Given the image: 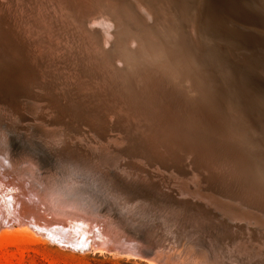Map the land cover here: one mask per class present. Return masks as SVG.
<instances>
[{
    "label": "bare ground",
    "instance_id": "bare-ground-1",
    "mask_svg": "<svg viewBox=\"0 0 264 264\" xmlns=\"http://www.w3.org/2000/svg\"><path fill=\"white\" fill-rule=\"evenodd\" d=\"M104 1H107V0H0V82L2 81L0 83V85L2 83H7L10 80H11L10 81L11 84H13L12 82L14 79H19L20 81H22L23 83L28 85V87L30 86L29 92L27 91L29 94L28 96L36 99V101L30 102L28 100H25L26 101L25 105H26V107L28 106V107L34 108L36 113L38 114V116L43 115L42 117H44V115H48V113H49L48 110H45L43 107H40V105L38 104V101H42V100H48L49 102L47 101V104L50 105L51 107H54V108L56 107V112L58 114L66 113L67 112L66 107L61 106V108H59V112H58L57 106L55 105L54 101H51V99L49 100V98H51V97H47L46 93H43L42 91L35 89L32 86L33 83H36V82L39 83L37 81L38 71L41 70L39 68H43V65H48V64L51 65L53 63V59L51 56H50L51 58H49V55L47 57L48 53L45 54L46 52L43 51V49L45 50L47 48V47H45V45L42 44L44 42V40H40V39L36 40L35 38L37 37V35H36V37H34L35 40L29 41V39L32 35L37 34L36 33L37 31L39 33L40 31H44L46 29V27H51V26L57 25L56 24L57 19L63 21L62 19L72 15L73 18L75 19V21L74 20H72V21H74L75 24L78 25L79 29L81 30V32L78 33L79 35L77 36L78 37L77 39H79V37H80V39H81L80 41H83V43L84 42L87 43V45L84 46L85 43L82 44V42H81V44L84 46L83 48H85V47L88 48V50H86L87 51L86 54L88 55L87 58H88V60L90 59L89 62L93 63L91 65L89 62H87V64L89 63V65H91L92 67H94L93 65H95V67L96 66L98 67V64L102 63V62H99L98 58L100 57V55H102V52H100V51H102V47H103L102 45L105 44L106 47L107 46L111 47L110 49L106 50V54H108L107 56H110V59H112V57L114 59V57H115V61H116V58H118L120 63L121 62L126 63V65L123 68H119V70H117V71H120V69H121V71L126 72V71H129L132 67L135 68V71L133 73V77L130 80V81L133 80L135 82L134 86H133L135 88V92H133V94L130 92V90H127L125 88L127 91L130 92V93L126 92L127 94L125 95L124 94L125 89L123 88L124 91L122 90L123 92L121 91V94L123 93L124 96L121 94L119 95V92H118V94H117V96L119 95L118 100H116L117 96L108 95L107 90H105V93H107L106 97H103L104 93H102L99 90L103 86L102 87L100 86L99 88L96 86L98 88V90L100 91V93H98V91H97V93H95V96L90 95V94H86V96H85L83 93H78V96H81L83 98L82 100L84 102H86V104L97 102V105L103 104L105 106L99 110L98 106L96 104H94L91 107H87V105H85V107H83L82 112L80 113L81 115L84 116L82 118L83 122H84V124L82 126L86 125L87 127H89V129L93 131V132L90 131V133L92 132L91 134L94 133L95 135L102 134L103 132H105L107 130H113V131L119 130L120 131L122 129V127H126L127 125H131V127L135 128V129L143 128L141 131V133H142L141 136L139 133L137 135L136 134L135 135L140 137V138L137 137V139L142 144L144 150L148 151V153L150 151L152 153L154 152L155 156H151L152 154L149 155L150 153L147 154L145 151V154L148 156H141V155L135 156L136 157L135 160L140 158L141 164L153 165L155 170L158 169L160 172H161L160 169L162 168V172H164L163 167H164L165 162H167V160L173 161L174 159L176 160L180 156L181 159L180 158L179 159L181 162L182 157L186 158L187 162L189 161L188 164H191V167H190L191 169H189V166H187V168H188L187 170H189V171H187L186 173H183V174H185V176L187 177V179L189 181L193 182V184L190 183V185H194V186H193V190L190 191V186L188 184L189 182L182 180L179 183L177 182V184H179V188H180L179 191H181V192L182 191H186V192L189 191V192L194 193V195L197 193V195H195V196H198V198H199L200 197L199 195H201L202 199L205 196L208 197V195H210V193H213L212 192V186L213 185L209 184L210 181H212L213 178H215V177H217V178L219 177V181L223 182L224 184L229 182L230 178L234 177L233 172L235 169L236 170L238 169V164L233 162V158H232L233 156H231V154H230L231 153L230 150L233 148V146L230 142H233V141H232V139L227 137L228 134L225 131L224 125L222 124V122H223L222 110H224V109L222 107L223 104L221 103L222 101L219 99L218 94L212 93L210 96L204 98L203 101L202 100L194 101V100L190 99L187 96V94H185V92L182 90V88H180L179 84L177 83L179 80V77L177 75H175L176 70L178 68L177 65L178 64L179 65H181V64L187 65V63H186L187 53H186V50H184L183 45L180 42V37H178V31L176 32V30H177L176 27H178L180 25V19H179L180 15H178L175 11H172L173 6H171L169 4L161 6L157 0H108V3L105 2L107 5H104ZM177 1H175V2L177 3ZM187 1L188 2L185 3L183 8H182V14L183 15L188 14L190 12V10L192 9V7H194V4L196 2L195 0H187ZM209 1L211 2V0H197L196 4H198V6L200 7V14H198L199 15L198 20L195 19L197 17L195 15L194 19L196 21L195 20L194 21L196 23L194 24V22H193L192 23L193 25L191 27H189L191 41H193V43H196L193 46L198 45L197 47L200 50V54H201V56H199V57L200 58L202 57V59L204 58L203 61L205 60V62L206 61L208 62L210 60L209 53L207 51L205 52L204 50H206V49H202L204 47L200 46V45H202L201 39L203 37V28H202L203 24H205V22L208 21V17L211 18L212 14H213L211 11V5L208 6ZM245 4H246L247 8H245L243 10V13L241 12L242 14H244V16H245L244 18L247 19L249 22L254 23V24H258L264 28V0H246ZM178 5H179V3L177 4V6ZM181 6H182V4H181ZM198 8H196V10ZM222 8H223V6H222ZM175 9H176V5H175ZM180 9H181V7H180ZM234 9L235 8H233V11H234ZM55 11H58V15L54 14ZM223 13L224 12H222V15H223ZM234 13H236V12H234ZM214 14H213V16H214ZM224 15H227V14H224ZM188 18H190V16ZM236 18H238V17H236ZM66 20H71V17L67 18ZM229 20L231 21V19H229ZM223 21H226V19ZM243 21H246V20H243ZM199 22H200V29L198 28ZM212 22H215V20L212 19ZM231 22L234 24L235 21L234 22L231 21ZM231 22H229V24ZM69 24H71V23H68L67 29L69 28ZM212 24L214 25V23H212ZM229 24H227V26ZM238 24L235 23L234 25H238ZM26 25H32L34 27H37V29H33V28L31 29L32 26L28 27ZM66 25H67V23H66ZM234 25H233V27L235 28L236 26H234ZM114 27L115 28L117 27V33L123 32V34H125L127 41L131 44V47H132L129 52L133 56L130 57L129 53L124 54L123 49L120 47L121 43H122L121 40H119V39L113 40V34L116 33V31L113 32ZM70 28L73 30V27H70ZM249 28L251 31L252 28L251 27H249ZM249 28H247V29H249ZM254 28H256V27H254ZM53 29H51V30L53 31ZM235 29H237V27ZM241 29H242V27H241ZM241 29H240V31H244V32L248 31V30L245 31L246 27H245V30H241ZM126 30H129V31H126ZM210 30H212V29H210ZM260 30L252 29V38L256 41V43L254 45L255 49L252 52H249L248 54L245 53L246 54L245 57H247L246 59L248 61L250 60V62L251 61H255V62L258 61L259 65H260L259 69L264 70V32H263V30L262 31H260ZM48 31H47V33H51V31H49V32ZM41 33H43V32H41ZM55 33H56V31H55ZM71 34H72V32H71ZM52 35L55 37L54 32L52 33ZM52 35H51V37H52ZM40 36H43V35H40ZM40 36H38V37L40 38ZM68 36H69V34H68ZM71 36H73V35H71ZM61 37H63V36L61 35ZM228 37H230V36H228ZM65 38H66V36H65ZM121 38H123V37H121ZM57 39H59V38H57ZM243 39H244V37H243ZM48 40H49V38H48ZM66 40L68 41V38ZM49 41L51 44L47 43V46L54 44V43L52 44L51 40H49ZM55 41H57V40H55ZM123 41H126V40H123ZM45 42H46V40H45ZM75 42H74V44H75ZM101 42L104 44H102ZM249 42H251V41L249 40ZM72 43H73V41H72ZM99 43H101V47H99L98 49H101V50H98L99 52L96 51V53H101V54L99 55V57H96L95 52L93 53V51H91V49L94 48V46H93L94 44L98 45ZM135 43H137V44H135ZM216 43H219V41L218 42L216 41ZM221 44H223V43L221 42ZM42 45H43V47H45V48L42 47L43 49L41 48L43 52H41V49H40V47ZM215 45H217V44H215ZM91 46H93V48H91ZM98 46H100V45H98ZM211 46H214V45H211ZM217 46H219V44ZM223 46H226V45L223 44ZM247 46L250 47V46H253V44H250V45L248 44ZM126 47L127 46H125V48ZM50 48H52V46ZM76 48H79V47L76 46ZM103 48H105V47H103ZM221 48H223L225 50L227 49V47L226 48L220 47L219 49H221ZM228 48L231 51V48L230 47H228ZM52 49H54V48H52ZM61 50L63 51V49H61ZM229 50L227 49L226 51H228V53H229ZM236 50L238 51V49H236ZM49 51L52 52V50H49ZM59 51H60V49H59ZM213 51H216V50H213ZM103 52H105V51H103ZM216 52H215V55H216ZM221 52H223V51L221 50ZM243 52H242V54H243ZM55 53H56V51H55ZM196 53H198V52H196ZM113 54L115 56H113ZM240 54H238L239 57H241ZM57 55H59V54H57ZM141 55L146 56V58H148V60L143 61L142 59H140L139 57ZM235 55H237V54L235 53ZM103 57L104 56L102 55V59L105 60V61L103 60L104 61L103 63H105L106 59ZM230 57H232V56H230ZM239 57H238V60H240V62L242 63L241 59L243 57L241 59ZM207 58H209V59H207ZM217 58L219 59V57H217ZM57 59H58V57H57ZM220 59H222V58L220 57ZM59 61H60V58H59ZM107 61H108V59H107ZM163 61H166L168 63V65L164 66V67L161 66L159 64V62H163ZM223 61H224V59H223ZM244 62H246V61H244ZM85 63H86V61H85ZM108 63H107V66L110 65V68H111L112 63L111 62H110L111 64H108ZM76 64H78V63H76ZM116 64H117V62H116ZM228 64L226 66H228ZM242 64H244V63H242ZM246 64H247V62H246ZM246 64H244V66H246ZM249 64H251V63H249ZM56 65H58V64H56ZM100 65H102V64H100ZM204 65H205V63H204ZM221 65H224V64L221 63ZM238 65H239V63H238ZM92 67H90V68L88 67V68L90 70H92ZM104 67H101L102 70ZM246 67H248V66H246ZM249 67H253V66L249 65ZM110 68H108V69H110ZM113 68H114V66H113ZM51 69H52V67H51ZM46 70H48V69H46ZM93 70L95 72L94 68H93ZM93 70H92V72H93ZM104 70H106V69L104 68ZM224 70H225V68H224ZM262 70H256V71L261 72ZM84 71L85 70H82L83 73H84ZM101 71H99L98 73L96 72V74H95V76L100 77V79L103 78V76H105V75H102L103 72L101 73ZM228 71H230V70H228ZM177 72H178V70H177ZM233 72L234 71H232L231 73H233ZM260 72H259V74H260ZM50 73L51 72H49V74ZM90 74H91V71H90ZM183 74H185V73H183ZM234 74H235V72H234ZM122 75H120V76H122ZM241 75L244 78L245 73L241 74ZM241 75L239 74V76H241ZM248 75L253 76L252 74H248ZM44 76L45 75L41 74V77H44ZM106 76L109 78V80H111V78H113L112 73H110V72H107ZM235 76H237V75L235 74ZM56 77H58V76H56ZM116 77L119 78L118 76H116ZM59 78H61V77H59ZM183 78H184V80L189 79L185 75L183 76ZM239 79H241V78H239ZM255 79H256V77H255ZM261 79H263V78H261ZM105 80H106V77H105ZM109 80H107L106 82L109 83ZM114 80H116V79H114ZM114 80H113V82H115ZM3 81H5V82H3ZM64 81H65V79H64ZM248 81H250V80H248ZM58 82L59 81H57V83ZM118 82H119V80H117V84H119ZM241 82H243V81H241ZM258 82H259V80H258ZM263 82H264V79H263ZM100 83H102V82L100 81L99 85H100ZM108 83H107L108 88H111V87H109V85H111L112 83L111 84H108ZM7 84L9 85V83H7ZM42 84H44V82ZM46 84L42 85L43 89H47ZM81 84L84 87L83 81L81 82ZM91 84H92V82H91ZM97 84H98V82H97ZM114 84H112L113 85L112 87H114ZM2 85L4 86V84H2ZM105 85H106V83H105ZM119 85H121V87H122L124 84L121 83ZM119 85H117V86H119ZM238 85L239 84H237V86ZM126 86H127V84H126ZM251 86H253V85H251ZM8 87L9 86H7V89H8ZM243 87H245V86L243 85L242 88ZM246 87H247V84H246ZM112 89L115 92V89L114 88H112ZM49 90L47 89V91H49ZM110 90H109V92H110ZM245 90L251 91L249 89H245ZM255 90H256V88H255ZM261 90H264V89H261ZM261 90H259V91H261ZM12 91H13V89H12ZM6 92H8V91L6 90ZM45 92H46V90H45ZM114 92H113V94L116 93V92L115 93ZM252 92L254 93V91H252ZM257 92H258V90H257ZM2 93H4V92H2ZM248 93H249V95L250 94L252 95L251 92H248ZM66 95H68V94H66ZM203 96H205V95H203ZM256 96L257 95H255V97ZM90 97H94V98L92 99ZM111 98H114L116 101H112V100H111L112 102L109 101ZM3 99H5V98H3ZM256 99L257 98H255V100ZM123 103H124V105L128 104L127 108L128 107L134 108L136 110V112L134 110L133 112H135V113L129 115L131 112V109L130 110L128 109L130 112L125 111ZM2 106H0V107H2ZM115 107H116V109H115ZM0 109H2V108H0ZM5 109H6V107H5ZM38 109H40V110H38ZM9 110H11V109H9ZM13 110H15V108ZM13 110H11V111H13ZM16 110H18V109H16ZM25 110H27V109H25ZM103 110H105V112ZM122 110L124 112H121ZM14 112H13V114H14ZM6 113L7 112L5 110L0 111V223L3 221L5 223V226L12 227V226H14V222H15V223H17V227L18 226L24 227L25 226L24 224H26V221L28 220V218L31 217V219H34V221L37 222L35 225V228H32V226H30V224H27V225H28V228L32 229L35 234L43 237L44 235L41 234V232H39L38 230L44 229V230L48 231L49 236L51 234V236H55V238H57V240H59L61 242H67L68 244H72L76 247L82 246L85 242L86 237L90 236L91 233L94 232V230H98V231L100 230L99 233H103V232L104 233H108V232L111 233L112 232L113 233V237H112L113 240H116L118 242H123L124 244H128V242L132 243L134 241V242H136L135 244H137L138 246H142L141 243H142L143 239H141V237L136 238L138 236L133 235L132 232L128 229L130 227L136 229L138 227L137 225H141V224H139L140 223L139 222L140 214H139V216H136V214H137L136 212H138L139 210L133 211L134 207H132V205H130L129 203H124L122 197H121V199H122V201H121L119 199L120 197H118L119 194H118V196L116 195L117 197L113 196L109 192V190H106V188H104V187H106V185L103 187L101 184L102 181H101V183H99L100 180L97 179V178H107L108 180L118 181L119 179H117V177L119 178L121 175H118L117 173H115L113 176H110L107 171L102 169V167L103 166L105 167L104 164H106V163L109 164V166H113L114 164H117L118 160L123 158L122 156H113V155L112 156H95L96 159L93 158V156L95 155L94 153H93L94 155H92V157H90V156H69L70 153H66L68 151L67 139H66V137H64L65 134L63 133V130H61L60 127H59V129H50L47 126L40 125L41 122L39 124L40 126L38 125L37 127L35 126V129L33 128L34 132L32 131L33 134H31V135H33V138H35L36 142L29 141L30 138H28L29 139L28 143H25L23 145H21V140H20V145L12 144L11 143V141L13 140L12 134H14L16 136L18 134V133L16 134V132L20 131L21 129L17 130V124L15 122L16 116L8 119L7 118L8 114H6ZM27 113H28V111H27ZM18 114H19V112H18ZM22 114H23V112H22ZM10 115H11V113H10ZM4 116L5 117L7 116V117L5 118ZM259 118H261V117L259 116ZM67 119H68V117H67ZM18 121H19V119H18ZM262 122H264V121H262ZM22 124H24V123H22ZM84 128H86V127L84 126ZM24 131H21V132H24ZM128 131H130V128H128ZM82 133H84V132H82ZM130 134H131V132H130ZM27 135H30V133ZM18 136L19 137L23 136L25 138V133L23 135L20 133V135H17V137ZM84 136H86V135H84ZM80 138H83V137H80ZM85 138H83V140ZM113 139L114 138H112V140ZM132 139H136V138H131V140ZM23 141H24V139H23ZM101 141L102 140H100V142ZM106 141H108V140H106ZM132 142H136V141H132ZM90 143H93V141H91ZM104 143H106V142H104ZM113 143H114V141H113ZM84 144H85V141H84ZM98 144H100V143H98ZM103 144L101 143V145H103ZM141 144H139V145H141ZM42 145H44V146H42ZM89 145H91V144H89ZM131 145H133V143ZM110 147H111V145H110ZM129 150H130V148H129ZM132 150L133 149H131V151ZM38 151L43 152V153H45V151H48V152L51 151V153L53 152L54 154H57V156H53L54 154L52 156L51 155L50 156L49 155L48 156H42V154H40ZM76 151H78V150H76ZM89 151H91V150H89ZM93 151H94V149H93ZM132 152H134V150ZM138 152H139V150H138ZM172 152L175 153V155L176 154L177 155L176 156H169L170 153H171V155L173 154ZM64 153H66L68 155L66 156V155H64ZM135 153H136V151H135ZM143 154H144V151H143ZM60 155H62V156H60ZM72 155H74V154H72ZM96 155H97V153H96ZM251 155H253V154H251ZM238 158L240 159L239 161L241 163L244 162L246 164L248 161L247 156H238ZM186 159H183L184 161L182 160V162L185 163ZM175 160H174V162H175ZM128 164H130V163H126V164H124L123 167H119V168H121V170H120L121 173L123 171L128 172V170H129ZM169 164H170V162H169ZM171 164H172V162H171ZM200 164L201 165L205 164V165H203V168H204V166H206V171H209L208 172L209 174L207 176H204L205 180H203V181H206V183L208 182V185L206 184L207 187L203 188V189H200L198 186L200 180H195L197 175L200 176L202 174V173L201 174L196 173L201 166ZM178 165H179V163H178ZM172 166H174V165H172ZM141 167H143V166H141ZM183 167H185V166H183ZM257 167H258V165H257ZM257 167H255V168H257ZM167 168H169V167H167ZM213 168L217 172L213 173V171L211 170ZM136 169L146 171V170H143L142 168H136ZM145 169H146V166H145ZM169 169L171 170V168H169ZM184 169H186V168H184ZM202 171H203V169H202ZM113 172H115V171H113ZM149 172H150V170H149ZM152 172H153V170L150 173H152ZM156 172H157V170H156ZM164 173H162V174H164ZM179 174H181V173H179ZM214 174H218V175L214 176ZM154 175L156 176V174H154ZM154 175H151V176L153 177ZM174 175H176V174L174 173ZM171 176H173V175H171ZM189 176H191V177H189ZM145 177H146V175H145ZM179 177H182V176H179ZM257 177H258V175H257ZM84 179H86V180H84ZM154 179H155V177H154ZM160 179L162 180V179H164V177L163 178L160 177ZM146 180H147V178H146ZM151 180H152V178H151ZM174 180H171V181H174ZM105 181H107V180H105ZM143 181H145V180H143ZM176 181L177 180H175L174 182H176ZM244 181H247V180L245 179ZM147 182H149V181H147ZM201 183H203V182H201ZM148 184H149V186L152 185V184L150 185V182ZM92 185L94 186L93 190L91 189ZM170 185L172 186V184H170ZM226 185H228V184H226ZM229 185L231 186V185H235V184L230 183ZM244 186H245V184H244ZM120 187H122V185ZM174 187H177V186H174ZM221 187H222V185H221ZM250 187H249V190L252 188V187L251 188ZM256 187H257V185H256ZM149 188H152V187H149ZM238 188L236 187L235 190H237ZM261 188H259V189H261ZM154 189H155V187H154ZM154 189H153V191L156 190V189L155 190ZM170 189L167 188V190H170ZM228 189H229V187H228ZM230 189L232 190V188H230ZM240 189H243V188H240ZM253 189H254V187H253ZM255 189L258 190L257 188H255ZM151 190L152 189H150V191ZM245 190H247V189H245ZM172 191H173V189H172ZM250 191L248 192V195H249V193L252 194ZM259 191L260 190H258V192ZM148 192H149V190H148ZM176 192H178V191H176ZM228 192H229V190H228ZM242 192L243 191L241 190V194H242ZM115 193H117V192H115ZM239 194L240 193H238V195ZM245 194L246 193H244V195ZM155 195H156V193H155ZM163 195H164V192H163ZM167 195H168V192H167ZM255 195H257V194H255ZM258 195L260 197V194H258ZM105 196L107 197V199H105ZM151 196H153L152 193H151ZM246 196H247V194H246ZM251 196H253V194ZM149 197H150V195H149ZM181 197H180L179 201H181ZM243 197H245V196H243ZM243 197H241V198H243ZM247 197H246V199H248ZM27 198H29V200ZM157 198H155V199H157ZM177 198H179V197H177ZM183 198H185V197L183 196ZM191 198L192 197H190V199ZM198 198H196L195 200H197ZM167 199H164V200L166 201ZM206 199H210V198L208 197ZM214 199L215 198L212 199V197H211L210 202H212V200H214ZM252 199L253 198H251V200ZM258 199H256V200L258 201ZM153 200H154V197H153ZM162 200H160V202ZM106 201H111L112 204L114 205V207L118 210V212L123 215V218L118 219V220L111 218L110 213L106 209L107 206L105 207V205L103 203ZM228 201H230V200L228 199ZM249 201H246V202L249 203ZM255 201H253V202H255ZM144 202H146V201H144ZM158 202L159 201H157V203ZM214 202H217V201H214ZM214 202H213V205H215ZM174 203L175 202H173L172 204H174ZM176 203H177V201H176ZM181 203H184V202H181ZM248 203H246V204H248ZM223 204L224 203L219 204L220 208L223 209L224 213L226 212L227 215H229L228 217H230V216L231 217L242 216L241 213L243 211L241 212V211H239V208H235L237 205L235 207H231L233 205L228 206L226 204V206H225V204L224 205ZM230 204H231V202H230ZM252 204H254V203H252ZM252 204H250V207ZM139 205H140V203H139ZM145 205L146 204L143 205V208L145 207ZM151 205H152V203H151ZM257 205H256V207H257ZM157 206H159V203ZM164 207H166V206H164ZM164 207H163V209H164ZM10 208L14 209V211L10 210ZM171 208H173V207H171ZM183 208L181 206V209L180 208L179 209L182 210ZM197 208H198V206L195 209H197ZM248 208H249V206H248ZM254 208H255V206H254ZM254 208H252V209H254ZM263 208H264V206H263ZM147 209H150V208H147ZM168 209H170V208L168 207ZM179 209H178L177 213H179ZM188 209L186 206L185 210H188ZM140 210H141V208H140ZM189 210H191V209H189ZM211 210H212V208H211ZM149 211H151V210H149ZM149 211H147V212L149 213ZM175 211H174V213H175ZM212 211H214V210H212ZM259 212H261V216L258 217V222H256V220L254 222L257 223V226L259 227L258 229H260L261 232H264V221H263L264 217H263V219H261L262 215L264 216V214H262V211H259ZM161 213H162V211H161ZM220 213H223V212H220ZM36 214H38L39 217L35 216ZM154 214H155V212L152 214H149V216H147V217L151 218L152 215L154 217L158 216V214H155V215ZM179 214L181 215L182 213H179ZM185 214H186V212H185ZM49 215H52L57 220L56 222L62 223L64 225L67 224L65 227L61 228L62 234H61V232H59L58 234L50 232V229L53 226L54 221L51 219L50 220L48 219ZM256 215H258V214H256ZM169 216H170V214H169ZM182 216H184V214H182ZM186 216H189V215H186ZM154 217L152 219H154ZM170 217H173V215ZM208 217H209V215H208ZM21 218H22V220H21ZM186 218L189 219V217H186ZM199 218H200V216H199ZM24 219H26L25 222H24ZM143 219L145 220V218H143ZM143 219L141 218L140 221L142 222ZM176 219L178 220V218H176ZM190 219H192L193 222L195 220V218H193V217ZM208 219L209 218H207L206 220H208ZM215 219L218 220V218H215ZM237 220H238V217H237ZM246 220H248V223L250 222L249 219H246ZM167 222H168V220H167ZM180 222L182 224V221H180ZM251 222H252V220H251ZM174 223H175V221H174ZM213 223H216V222L214 221V222H212V224ZM102 224H104V226L107 230V231L105 230L106 232L102 230L103 228L100 229L101 228L100 225H102ZM162 224H163V222H162ZM171 224L172 223H170V225ZM190 224L189 225L187 224V225L190 226ZM195 224L196 223H194V225ZM168 225H169V223H168ZM173 225H177V224L175 223ZM194 225L192 224V226L190 228L192 229V227ZM200 225H198V226L200 227ZM5 226H2V227H5ZM38 226H40V227H38ZM154 226H156V225H154ZM181 226H180L181 229H179V231L180 230L184 231L183 230L184 228L182 229ZM198 226L195 227V231H196V228H199ZM234 226H235V224H234ZM249 226H251V225H249ZM143 227H145V226H143ZM167 227L170 228L169 226H167ZM173 227H172V230L170 229L171 231H173ZM235 227H237V226H235ZM251 227H254V226H251ZM1 229L2 228L0 227V230ZM158 229L160 230V228H158ZM175 229H177V228H175ZM258 229L256 231H258ZM163 230L164 229H162V231ZM168 230L169 229H167V232H168ZM199 230L201 231V229H199ZM203 230H204V228L202 229V231ZM206 230H208V229H206ZM143 231H144V229H143ZM187 231H189V230H187ZM150 232H151V230H150ZM151 233H153V230ZM154 233H156V232H154ZM177 233H179V232H177ZM181 233L182 232L180 231V234ZM185 233H186V231H185ZM200 233H202V232H200ZM210 233L208 232V234H210ZM223 233H224V231H223ZM65 234L68 235L67 236L68 238H64ZM173 234L176 235V233H174V232H173ZM187 234H189L190 238H191L192 233L190 234V232H187ZM198 234H199V232H198ZM208 234L206 233L203 235L208 236ZM147 235H148V233H147ZM151 236H154V235L152 234ZM182 236H185V235H182ZM262 236H263V234H262ZM44 237L46 239L50 240L46 236H44ZM179 237H180V235H179ZM192 237H193V235H192ZM199 237H201V236H199ZM220 237H221V235H220ZM250 237H252V235ZM170 238H171V236H170ZM194 238H195V236H194ZM164 239H166V237ZM164 239L161 240V242H159V241H158V243L155 242L156 245L153 246L155 248L153 254L146 255L142 252L141 253L133 252L132 251L133 249H130L131 247L128 248V250L124 249V252L127 253L126 255L129 254V255H132L134 257H137V255H141L142 257H145V258L147 257L151 261H153V264L154 263L155 264H170L171 263L170 256H169V254H167L166 249H168L170 251L171 249L174 250V248L169 243H168V245H166V242H168V241L164 240ZM186 239H187V237H186ZM195 239H197V237ZM195 239H194V241H195ZM252 239L255 242H257V244L254 243V241H253V244H256V245H254L255 247L251 245L253 247V249H251L250 251L258 252L259 249L262 248V252H264V248H263L264 242H262L260 240L261 238L254 239L252 237ZM175 240H178V239H175ZM175 240H174V242H175ZM206 240L208 241V239H206ZM206 240L202 239V242L205 241V243H206ZM212 240L213 239H211V241ZM248 240H250V238H248ZM50 241L52 243H55L52 240H50ZM155 241H157V240H155ZM211 241H209V242L211 243ZM215 241H216V239H215ZM212 242H214V241H212ZM180 243H181V241H180ZM196 243L198 244V242H196ZM207 244H205L204 246H206ZM216 244H218V243H216ZM219 244H220V242H219ZM192 245H194V244L192 243ZM211 245H210V247H211ZM225 245L227 246V244H225ZM230 246L232 247L233 243ZM221 247L222 246L220 244L219 250H221L220 249ZM235 247L236 246H234L233 249L231 248V250H234ZM114 248H115L114 246H109L107 241H103L99 244H96L93 242L91 244V247H90L91 251H93V252H96L98 250H99V252H105V251L111 252V251H114ZM228 248H230V247L228 246ZM190 249H192V247ZM211 249H213V251H214L213 247ZM256 249H258V251H256ZM193 250H194V248H193ZM204 250H202V251H204ZM224 250L225 249H223V251ZM226 250H228V249H226ZM205 252H203V253H205ZM207 252H209V251H207ZM227 252H231V251L228 250ZM239 252H241V250ZM244 252L245 251L243 250V254H244ZM173 253H174V251H173ZM213 253H215V251ZM200 254H201V252H200ZM205 254L208 255V253H205ZM198 255H199V253H198ZM198 255H196L195 258H197ZM220 255L222 256V254H220ZM225 255H226V253H225ZM227 255H228V253H227ZM260 255H262V254H260ZM202 256H204V255L202 254ZM202 256H201V258H202ZM234 256H235V254H234ZM179 257H178V259H179ZM181 257H182L181 260H184L183 256H181ZM231 257H233V255H231ZM258 257H259V255H258ZM198 258L200 259V257H198ZM216 258L218 259L219 257H216ZM216 258H215V261H216ZM225 258L227 259L228 257H225ZM233 258H237V257H233ZM149 259H147V260H149ZM187 259H189V257H187ZM192 259H191V261H192ZM223 259H224V257H223ZM238 259L239 258H237L236 260H238ZM202 260H203V258H202ZM204 260H206V259H204ZM229 260H232V259L229 258ZM186 261H188V260H186ZM196 261H198V260L196 259ZM200 261H201V259H200ZM217 261L220 262L221 259L220 260L218 259ZM177 262H178V260H177ZM227 262H229V261H227ZM233 262H234V260H233ZM233 262H231V263H233ZM178 264H180V262ZM192 264H194V263H192ZM203 264H204V262H203Z\"/></svg>",
    "mask_w": 264,
    "mask_h": 264
},
{
    "label": "rangeland",
    "instance_id": "rangeland-1",
    "mask_svg": "<svg viewBox=\"0 0 264 264\" xmlns=\"http://www.w3.org/2000/svg\"><path fill=\"white\" fill-rule=\"evenodd\" d=\"M157 1L160 3L161 6H164V5H167V4L173 6L172 7V11H175L178 15H180L179 16L180 25L178 27H176V29H177L176 32L178 31V37H180V42L183 45V48H184V50H186V53H187V60H186L187 65L186 64H181V65L178 64L177 65L178 72L176 70V74H175V75H177L179 77V80H178L177 83L179 84L180 88H182V90L185 92V94H187V96L190 99L194 100V101H199V100H202L203 101L204 98L210 96L212 93L218 94L219 99L222 101L221 103L223 104L222 107L224 109V110H222V115H223V122H222V124L224 125L225 131L228 134L227 137H229L233 141V142H230L229 141L232 144V146H233V148L230 150V152H231L230 154H231V156H233L232 157L233 158V162L236 163V164H238V169L237 170L235 169L236 171L234 170V172H233V175H234L233 178L234 179L233 178H230L231 181L229 180V182L231 184H235V185H231L230 186L229 185L230 184L229 182H227V183L224 184L223 182L219 181V177L218 178L217 177L213 178V180L214 179L215 180L214 181L212 180L209 183V184L213 185L212 186V192L213 193H210V195H208V197L210 199H206V198H208L206 196L203 197V199H202L201 198V195H199V194L198 195L200 197L198 198V196H195V195H197L196 192H195L196 193L195 195H194V193L189 192V191L188 192H186V191H182L181 192V191H179L180 188H179V184H177V182L179 183L182 180L189 182L188 184L190 186V191L193 190V186H194V185H190V183L193 184V182L192 181H189L187 179V177L185 176V174H183V173H186L187 171H189V170H187L188 169L187 166H189V169H191L190 168L191 167V164H188L189 161L187 162V159L186 158L182 157V160L183 159H186L185 160V163H183L182 160L180 162V159H181L180 156H179L180 159L179 158H177L176 160L174 159L176 163L174 162V160L173 161H171V160L168 161L167 160L168 163L165 162L164 167H163V171L166 174L164 172H162V168L160 169L161 172L164 173L165 175L162 174L158 169H156L157 170V172H156V170L153 167V165H145L144 164L146 166V169H145V166L140 163V158H138V159L135 160V158H136L135 156H140V155L141 156H148V155L145 154V151L146 150H144L142 144L137 139V137H139V136H136L138 133L140 134V136L142 135L141 131H142L143 128H137V129H135V128L131 127V125H127L126 127H122V129L120 131L119 130H116V131L107 130V131L103 132L102 134L95 135L94 133L91 134L93 131L90 130L89 127H87L86 125H84L86 127V128H84V126H82L84 124L83 119H82L84 116L81 115L80 113L82 112L83 107H85V105H87V107H91L94 104L97 105V102L86 104V102H84L82 100L83 98L81 96H78V93H83L85 96H86V94H90V95L95 96V93H97V91H98V93H100V91H101L102 93H104L103 94V97H106L107 93H108V95L117 96L118 92H119V95H120L121 94V91L123 90V88L124 89L126 88L127 90H130V92L133 94V92H135V88L133 87L135 82L133 80H132L133 82L130 81V80L133 77V73L135 71V68L132 67L129 71H126V72L121 71V69H120V71H117V70H119V68H123L126 65V63L125 62H121L120 63V61H119L118 58H116V61H115V57H114V59H113V57H112V59H110V56H107L108 54H106V50L110 49L111 47L107 46L108 47L107 48L106 45L104 43H102V42L101 43L105 45V46L104 45H102V46L105 47L106 49L102 47V51H100V52H102V55L104 56L103 58L106 59V62L103 63L105 60L102 59V55H100L101 53H96V51L99 52L98 50H101V49H98L99 47H101V43L98 44L100 46H98L97 44H94L93 45L94 48H93V46H91V48H93V49H91V51H93V53L95 52V56L96 57H99V55H100V57L98 58V60H99V62H102V63H100L102 65L98 64V67L97 66L95 67V65H93L94 67H92L91 65L93 63L89 62L90 59L88 60V58H87L88 55L86 54V52H87L86 50H88V48L87 47L83 48L84 46L87 45V43L84 42L85 45L83 46L82 44H84V43H83V41H80L81 40L80 37H79V39H77L78 38L77 36L79 35L78 33L81 32V30L79 29V26L75 24V22H74L75 19L73 18L72 15H70L69 17H66V18L62 19L63 21L57 19L56 20V24L57 25L51 26V27H46V29L44 31H40L39 33L37 31L36 32L37 34L32 35L30 37V39H29V41L30 40H35V39L36 40H39V39L40 40H44V42L42 44L45 45V47H47V48L44 50L43 48H45V47H43V45H42L40 47V49L43 47L42 49H43L44 52H46L45 54L48 53L47 54V57L49 55V58L52 57V59H53V63L51 65L50 64L43 65V68H39V69H41V70L38 71V74H37V81L39 83H37V82L36 83H33L32 86L35 89H38V90L42 91L43 93H46L47 95L46 94L45 95L47 97H51V98H49V100L51 99V101H54L55 105L57 106L58 112H59V108H61V106L66 107L67 112L66 113H63V114H58L56 112V107L54 108V107H51L50 105H48L47 104V101L48 100H42V101H38V104L40 105V107H43L45 110H48L49 113H48V115H44V117H42L43 115H40L41 116L40 117V116H38V114L36 113V111H35L34 108L28 107V106L26 107V105H25V102H26L25 100H28L30 102H35L36 101V99L31 98L30 96H28L29 95L28 92H29V87L30 86L28 87V85H26L25 83H23L19 79H14L15 81L13 80V82H12L13 84H11V82H10L11 80H10L9 82H7V83H9V85L7 83H2V84H4V86L2 84L0 85V87H1L0 88V102H1L0 103V106H2V105L3 106L0 107V108H2V109H0V111L5 110L7 112L6 114H8V117L6 116L8 119L11 118V117H15L16 116L15 117V122L17 124V130H20L21 129L20 131H17L16 134L18 133L17 135H20V133H21L23 135L25 133V138L23 136L22 137H19V136L17 137V135L15 136L14 134H12L13 140L11 141V143L12 144H15V145H20V140H21V145H23L25 143H28V140H29L28 138H30L29 141L36 142L35 138H33V135H31V134H33L34 129H35V126L37 127L40 124V122H41L40 125L47 126L50 129H59V127H60L61 130H63V133L65 134L64 137H66V139H67L68 151L66 153H70L69 156H90V157H92V155L95 154L93 156L94 159H96L95 156H112V155L113 156H122L123 158L120 159V160H118L117 164H114L113 166H109V164L106 163V164H104L105 167L104 166L102 167V169L105 170V171H107L110 176H113L115 173H117L118 175H121L119 178L117 177V179H119L118 181L108 180L107 178H97V179L100 180L99 183H101V181H102L101 184H102L103 187L106 185V187H104V188H106V190H109V192L113 196L117 197L118 194H119L118 197H120L119 199L121 201L123 199V202L124 203H129L130 205H132V207H134V210L133 211L139 210L138 211L139 213L136 212L137 213L136 216H139V214H140V217H139L140 219L141 218L142 219L145 218V220L143 219L142 222L139 219V222H140L139 224H141V225H137L138 226L137 227L138 229L137 228L136 229L135 228H131V227L128 228L132 232L133 235H136L139 238L141 237V239H143V241L141 243L142 246L153 247V246L156 245L155 242H157V243H158V241L161 242V240H163L166 237V239H164V240H167L168 241V242H166V245H168V243H169L174 248V250L171 249L170 251L168 249H166L167 250L166 251L167 254H169V256H170V261H171L170 264H178L179 262H180V264H192V263H194V264H203V262H204V264H210V263L211 264H213V263L214 264H216V263L217 264L218 263L219 264H229V263L230 264H264V252H262V248L259 247L260 248V249L258 248L259 251H258V249H256V251H258V252L250 251L251 249H253L252 246H254V245L257 244V242H255L252 239V237L254 239L261 238L260 240L262 242H264V240H263L264 239V232H261L260 229H258L259 227L257 226V223L254 222L255 220H256V222H258V217L261 216V212H259V211H262V214H264V212H263L264 211V208H263V206H264V190H263L264 189V122H262V121H264V107H263L264 106V90H261V89H264V87H263L264 86V82H263V79H264V70L259 69L260 68V65H259V62L258 61H256V62L255 61H251L250 62V60L248 61L246 59L247 57H245L246 54H248L249 52H252L255 49L254 45H255L256 41L252 38V29H257V30H260L261 29L260 31L263 30V32H264V28L261 27L258 24L251 23L247 19L244 18L245 16L242 13H243V10L245 8H247L246 7V4H245L246 0H211V2L209 1L208 6L211 5V11H212L213 14L214 13L215 14H214V16L212 14L211 18L208 17V21H206L205 24H203V27H202L203 28V37L201 39L202 40V42H201L202 45H200V46H203L204 47L202 49H206L204 51L205 52L207 51L209 53V58H210V60L208 62L207 61L205 62V60L203 61L204 58L202 59V57L201 58L199 57V56H201V54H200V50L197 47L198 45L193 46L196 43H193V41H191L190 31H189L190 30L189 27H191L193 25L192 24L193 22H194V24L196 23L195 22L196 21L195 19L198 20V17H199L198 14H200V7L198 6V4H196L197 0H195L196 2L194 4V7H192V9L190 10L191 13L189 12L186 15H183L182 14V8H183L184 4L188 2L187 0L186 1L185 0H178V1L177 0H173V1L172 0L171 1L170 0L169 1L168 0H157ZM175 1H177V3ZM105 2L108 3V0L107 1H104V5H107ZM178 3H179V5L177 6ZM181 4H182V6H181ZM175 5H176V9H175ZM222 6H223V8H222ZM180 7H181V9H180ZM232 7L235 8L234 11H233V8ZM196 8H198V9L196 10ZM222 12H224L223 15L224 14H227V15H224L223 16L222 15ZM234 12H236V13H234ZM54 14L58 15V11H55ZM195 15L197 16L196 18H195ZM189 16H190V18H188ZM70 17H71V20H66L67 18H70ZM236 17H238L239 19L236 18ZM212 19L215 20V22H212ZM222 19L223 20L226 19V21H223ZM229 19H231V21H233V22L235 21L234 24L235 23H237V24L239 23L240 25L239 24L238 25H234ZM72 20H74V21H72ZM243 20H246V21H243ZM228 21L232 23V24L230 23L232 26L229 24ZM66 23H67V25H66ZM68 23H71V24H69V28L67 29ZM212 23H214V25ZM227 24H229V25L227 26ZM233 25L236 26L237 29H235L236 27L234 28ZM26 26L30 27L32 25H26ZM70 27H73V30ZM241 27H242V29H241ZM245 27H246V30H245ZM249 27L252 28L251 31H250V28ZM254 27H256V28H254ZM32 28L33 29H37V27H34V26H32L31 29ZM198 28L200 29V22L198 23ZM247 28H249V29H247ZM51 29H53V31ZM210 29H212V30H210ZM240 29L241 30H245V31L248 30V31L247 32H244V31H240ZM48 30L51 31V33H47ZM55 31H56V33H55ZM115 31H116V33L113 34V40H116V39L121 40L122 43H121V46L120 47L123 49L124 54H128L129 53L130 57L133 56L129 52L132 47H131V44L127 41V38H126L125 34H123V32L122 33L118 32L119 33L118 34L117 33V27L116 28L114 27L113 32H115ZM126 31H129V30H126ZM41 32H43L44 34L41 33ZM53 32H54L55 37L52 35ZM71 32H72V34H71ZM39 34L40 35H43V36H40ZM68 34H69V36H68ZM36 35H37V37H36ZM51 35H52V37H51ZM61 35L63 37H61ZM71 35H73V36H71ZM38 36H40V38ZM65 36H66V38H65ZM120 36L123 37V38H121ZM228 36H230V37H228ZM34 37H36V38L34 39ZM243 37H244V39H243ZM48 38H49V40H51L52 44L54 43L53 45H48L49 47L47 46V43H49V44H51V43L48 40ZM57 38H59V39H57ZM67 38H68V41L66 40ZM45 40H46V42H45ZM55 40H57V41H55ZM123 40H126V41H123ZM249 40L251 42H249ZM72 41H73V43H72ZM216 41L217 42L219 41V43H216ZM74 42H75V44H74ZM81 42H82V44H81ZM221 42L223 44H225L226 46H223V44H221ZM135 44H137V43H135ZM215 44H217V45L219 44L220 47H225V48L227 47L228 50H229L228 47H230L231 48V51L229 50V53H228V51H226L227 49L226 50L223 49V48L219 49L220 47L217 46V45H215ZM248 44L249 45L250 44H253V46L248 47L247 46ZM124 45L127 46V47L125 48ZM211 45H214V46H211ZM51 46L54 49L50 48ZM76 46L79 47V48H76ZM42 49H41V52H43ZM59 49H60V51H59ZM61 49H63V51ZM236 49H238V51ZM49 50H52V52L49 51ZM213 50H216L217 52L216 51H213ZM221 50L223 52H221ZM55 51H56V53H55ZM103 51H105V52H103ZM195 51L198 52V53H196ZM215 52H216V55H215ZM242 52H243V54H242ZM235 53L237 55H235ZM57 54H59V55H57ZM114 54H113V56H115ZM238 54H240L241 57H239ZM216 56L219 57V59ZM230 56H232V57H230ZM57 57H58V59H57ZM220 57L222 59H220ZM238 57L240 59L243 57L241 59V61L244 64H246V62H247L246 66H248V67L244 66V64H242L240 62V60H238ZM59 58H60V61H59ZM139 58L142 59L143 61H147L148 60V58H146V56H143V55H141ZM209 58H207V59H209ZM107 59H108V61H107ZM223 59H224V61H223ZM85 61H86V63H85ZM244 61H246V62H244ZM87 62H89L91 65H89V63L87 64ZM110 62L112 63V66H111L112 69L110 68V65L107 66V63L108 64H111ZM116 62H117V64H116ZM203 62L205 63V65H204ZM76 63H78V64H76ZM221 63L224 64V65H221ZM238 63H239V65H238ZM249 63H251V64H249ZM56 64H58V65H56ZM159 64L161 66H163V67L168 65V63L166 61L159 62ZM227 64H228L229 67L226 66ZM248 64L250 66H253V67H249ZM103 65L104 66L106 65V66L104 67ZM113 66H114V68H113ZM51 67H52V69H51ZM88 67L89 68L92 67V70L94 68L95 69V72H94V70L92 72V70H90ZM101 67H104L106 70H104V68L102 70ZM223 67L225 68V70H224ZM45 68L48 69V70H46ZM108 68H110V69H108ZM82 70H85L84 73L82 72ZM228 70H230V71H228ZM256 70H262L261 72L259 71L261 75ZM90 71H91V74H90ZM99 71H101V73L103 72L102 75H105L101 79H100V77H96L95 76L96 72L98 73ZM232 71H234L237 76H235L234 72L231 73ZM49 72H51L50 73L51 75L49 74ZM107 72L112 73V77L114 79H116V80H114L113 78H111V80H109V78L106 76L107 75ZM183 73H185V74H183ZM244 73H245V76L243 78L241 74H244ZM41 74H43L45 76L44 77H41ZM239 74L241 76H239ZM248 74H252L254 77L253 76H249ZM120 75H122V76H120ZM184 75L186 77H188L189 79L188 80H184V78H183ZM56 76H58V77H56ZM116 76H118L119 78H117ZM59 77H61V78H59ZM105 77H106V80H105ZM255 77H256V79H255ZM260 77L263 78V79H261ZM239 78H241V79H239ZM64 79H65V81H64ZM257 79L259 80V82H258ZM81 80L84 82V87L82 85L83 83L81 84V82H82ZM107 80H109V83L106 82ZM113 80L115 82H113ZM117 80H119V82H118L119 84L123 83L124 85L121 87V85L117 84ZM248 80H250V81H248ZM57 81H59V82L57 83ZM100 81L102 83H100V85H99V82ZM241 81H243L244 83L241 82ZM3 82H5V81H3ZM43 82H44V84L47 83L46 84L47 85L46 88L48 90L50 89L49 91H47V89H43V87H42V85H44V84H42ZM91 82H92V84H91ZM97 82H98V84H97ZM105 83H106V85H105ZM107 83L108 84H111V83L114 84L115 83V84H114V87H112L113 85L111 84V85H109V87H111V88H108ZM126 84H127V86H126ZM237 84H239L240 86L239 85L237 86ZM246 84H247V87H246ZM117 85H119V86H117ZM243 85L245 86V87H243L244 89L242 88ZM251 85H253V86H251ZM7 86H9L8 89H7ZM96 86L98 88L100 86L101 87L103 86L102 87L103 89L100 88L99 89L100 91H99ZM112 88L115 89V92L116 93L114 92V90ZM255 88H256V90H255ZM12 89H13V91H12ZM126 89H125V91L123 90L125 95L127 93H130ZM245 89H249L251 91H248V90L246 91ZM6 90L8 92H6ZM45 90H46V92H45ZM105 90H107L108 92L105 93ZM109 90H110V92H109ZM257 90H258V92H257ZM259 90H261V91H259ZM1 91L4 92V93H2ZM252 91H254V93ZM113 92L115 94H113ZM248 92H251L252 95L251 94L249 95ZM66 94H68V95H66ZM124 94L122 93L121 95L124 96ZM202 94L205 95V96H203ZM119 95L116 97V100L119 99L118 98ZM255 95H257L261 100L257 96L255 97ZM254 97L257 98V99L255 100ZM3 98H5V99H3ZM90 98L93 99L94 97H90ZM113 99L114 98H111L109 101H111V100L112 101H116L115 99L114 100ZM123 105H124V103H123ZM127 105H124V110L125 111H129L131 109V112L129 111L130 112L129 115H131V114H133V113L136 112V110L134 108H130V107L127 108ZM4 106L6 107L7 110L5 109ZM97 106H98V109L99 110L102 107H105L103 104L97 105ZM14 108H15V110H13ZM9 109H11L13 111H11ZM16 109H18V110H16ZM25 109H27V110H25ZM115 109H116V107H115ZM38 110H40V109H38ZM134 110H135V112H133ZM27 111H28V113H27ZM103 111L105 112V110H103ZM13 112H14V114H13ZM18 112H19V114H18ZM22 112H23V114H22ZM121 112H124V111L122 110ZM10 113H11V115H10ZM258 115L262 119L259 118ZM67 117H68V119H67ZM18 119H19V121H18ZM22 123H24V124H22ZM128 128H130V131H128ZM21 131H24V132H21ZM90 131H92V132L90 133ZM82 132H84V133H82ZM130 132H131V134H130ZM29 133H30L31 136L30 135H27ZM78 135L80 137H83V138L86 137V138L83 140V138H80ZM84 135H86V136H84ZM112 138H114V139L112 140ZM131 138H136V139H132L131 140ZM23 139H24V141H23ZM100 140H102L103 142L102 141L100 142ZM106 140H108V141H106ZM84 141H85V144H84ZM91 141H93V143H90ZM113 141H114V143H113ZM132 141H136V142H132ZM104 142H106V143H104ZM88 143L91 144V145H89ZM98 143H100V144H98ZM101 143L102 144L104 143V144L101 145ZM132 143H133V145H131ZM109 144L111 145V147H110ZM139 144H141V145H139ZM42 146H44V145H42ZM129 148H130V150H129ZM93 149H94V151H93ZM131 149H133L134 152H132L133 150L131 151ZM74 150L75 151L78 150L79 152L76 151L77 152L76 153ZM89 150H91L92 152L89 151ZM138 150H139V152H138ZM135 151H136V153H135ZM143 151H144V154H143ZM39 153L42 154V156H48V155L49 156L50 155L52 156L54 154L53 152L51 153V151H49V152L48 151H45V153H43V152H39ZM66 153H64V155L67 156L68 154H66ZM96 153H97V155H96ZM146 153L147 154L150 153L149 155L152 154L151 156H155V153L154 152L152 153L150 151L148 153V151H146ZM72 154H74V155H72ZM251 154H253V155H251ZM176 155H175V153H173L172 155H171V153L169 154V156H176ZM53 156H57V154H54ZM60 156H62V155H60ZM238 156H247L248 157L247 163L246 164L244 162L241 163L239 161L240 159L238 158ZM169 162H170V164H169ZM171 162H172V164H171ZM126 163H130V164H128V166H129L128 169L129 170H128V172L127 171H123L121 173V171H120L121 168H119V167H123L124 164H126ZM178 163H179V165H178ZM172 165H174V166H172ZM203 165H205V164H203ZM203 165H201L200 168H199V170L196 172L198 174H201V173L202 174L200 176L197 175L196 176V179H195V180H200V182L198 184V186H199L200 189L206 188L207 185H208V182L206 183V181H203V180H205V177L204 176H207L209 174L208 173L209 171H206V166H204V168H203ZM257 165H258L259 168L257 167ZM141 166H143V167H141ZM183 166H185V167H183ZM167 167L171 168V170L169 168H167ZM255 167H257V168H255ZM136 168H142L143 170H146V171H142V170L136 169ZM184 168H186V169H184ZM202 169H203V171H202ZM213 169H211L213 171V173L214 172H217L215 169H214L215 171ZM149 170H150V172L153 170V172L150 173ZM113 171H115V172H113ZM174 173L176 175H174ZM179 173H181L182 175L179 174ZM150 174L151 175L156 174V176L154 175L152 177ZM145 175H146V177H145ZM171 175H173V176H171ZM217 175L218 174H214V176H217ZM257 175H258V177H257ZM179 176H182V177H179ZM154 177H155V179H154ZM160 177L161 178L164 177V179L161 180ZM189 177H191V176H189ZM146 178H147V180H146ZM151 178H152V180H151ZM174 179L177 180V181L174 182L175 181ZM245 179L247 181H244ZM84 180H86V179H84ZM105 180H107V181H105ZM143 180H145V181H143ZM171 180H174V181H171ZM147 181H149L150 182V185L151 184L152 185L149 186V184H148L149 182H147ZM201 182H203V183H201ZM243 183L245 184V186H244ZM170 184H172V186ZM226 184H228V185H226ZM121 185H122V187H120ZM221 185H222V187H221ZM256 185H257V187H256ZM174 186H177L178 188L177 187H174ZM235 186L237 188L239 187L238 188L239 190L238 189L235 190L236 189ZM92 187H91V189L93 190L94 189V186L92 185ZM123 187L124 188H127V189H131V190H133V189L139 190L140 192H143L144 191L143 193L147 194L148 195L147 197L150 200L149 199H144L141 202L139 200H136L135 202H133V203L131 202L130 203L129 200L126 198V196L122 193ZM149 187H152V188H149ZM154 187H155L156 190L154 189ZM228 187H229V189H228ZM249 187L252 189V190L250 189L251 191L249 190ZM253 187H254V189H253ZM167 188L168 189L171 188V189L170 190H167ZM230 188H232V190ZM240 188H243V189H240ZM255 188H257L260 191L258 192V190H256ZM259 188H261L262 190L259 189ZM150 189H152V190L150 191ZM153 189L155 191H153ZM172 189H173V191H172ZM227 189L229 190L230 193L228 192ZM245 189H247V190H245ZM148 190H149L150 193L148 192ZM241 190L244 193H246L248 197L246 196V194L244 195L243 192L241 194ZM176 191H178L179 193L176 192ZM249 191L253 194V196L255 198L253 196H251L252 194H250V193L248 195V192ZM115 192H117V193H115ZM163 192H164V195H163ZM167 192H168V195H167ZM151 193H152L153 196H151ZM155 193H156V195H155ZM238 193H240V194L238 195ZM255 194H257V195H255ZM258 194H260V197H259ZM149 195H150V197H149ZM183 196L185 198H183ZM210 196L212 197V199L215 198L214 200H212V202H210L211 201V197ZM243 196H245V197H243ZM249 196L251 198H253V199L251 200V198ZM121 197H122V199H121ZM153 197H154V200H153ZM177 197H179V198H177ZM180 197H181V201H179L180 200ZM190 197H192V198L190 199ZM241 197H243L245 200L243 198H241ZM246 197L248 199L250 198L249 199L250 201L248 199H246ZM155 198H157V199H155ZM167 198L168 199L170 198L169 199L170 201ZM196 198H198V199L195 200ZM105 199H107L106 196H105ZM164 199H167V200L165 201ZM228 199L230 201H228ZM256 199H258V201ZM160 200H162V201L160 202ZM144 201H146V202H144ZM157 201H159L158 203H159V206L160 207L157 206L158 205ZM172 201L175 202V203L172 204L173 203ZM176 201H177V203H176ZM214 201H217V202H214ZM246 201H249V203L246 202ZM253 201H255L258 205L255 202H253ZM107 202L109 203V205H108ZM150 202L152 203V205H151ZM181 202H184V203H181ZM213 202H214L215 205H213ZM221 202L224 203L225 206H226V204L228 206L229 205L230 206L233 205L231 207H235L237 205L235 208H239V211H241V212L243 211L241 213L242 216H236V217H231L230 216V217H228L229 215H227L226 212L224 213L223 209L220 208V205L219 204H222ZM230 202H231V204H230ZM245 202L248 203V204H246ZM103 203H104L105 207L107 206L106 209L110 213V217L111 218L118 220V219H121L123 217L122 214H121L122 217H118L117 216V213H119V212L116 213V210L117 209L115 210V207H114V205L112 204L111 201H106V202H103ZM139 203H140V205H139ZM252 203H254V204H252ZM142 204L143 205L146 204L144 208H143V205ZM250 204H252L251 207H250ZM180 205L182 206V208L184 206L185 207L182 210H180L181 209V206ZM256 205H257V207H256ZM164 206H166L167 208L164 207ZM186 206H187V209L190 207L189 209H191V210H189V209L188 210H185L186 209ZM197 206H198V208L195 209ZM248 206H249V208H248ZM254 206H255V208H254ZM146 207L147 208H150V209H147ZM163 207H164V209H163ZM168 207L171 210L168 209ZM171 207H173L174 209L171 208ZM140 208H141V210H140ZM211 208L215 212L212 211ZM252 208H254V209H252ZM178 209H179V213L184 214V216H182V214L180 215L179 213H177L178 212ZM10 210H13L14 211V209H11V208H10ZM146 210L147 211L151 210V211H149V213H148ZM161 211H162V213H161ZM174 211H175V213H174ZM219 211L220 212H223V213H220ZM151 212L152 213L155 212V214H158V216H155L154 217L152 215L151 218L150 217H147V216H149V214H152ZM185 212H186V214H185ZM254 212L256 214H258V215H256ZM169 214H170V216L173 215V217H170ZM186 215H189V216H186ZM208 215H209V217H208ZM35 216L39 217L38 214H36ZM199 216H200V218H199ZM153 217H154V219H152ZM186 217H189V219L186 218ZM192 217L195 218L194 222H193L192 219H190ZM237 217H238V220H237ZM263 217L264 216L262 215L261 219H263ZM176 218H178V220ZM207 218H209V219L206 220ZM215 218H218V220L222 224L217 219H215ZM245 218L246 219H249L250 222L248 223V220H246ZM21 220H22V218H21ZM167 220H168V222H167ZM179 220L182 221V224H181V222ZM251 220H252V222H251ZM174 221H175V223L177 225H173V224H175ZM214 221L216 223H213L212 224V222H214ZM263 221H264V219H263ZM162 222H163V224H162ZM168 223H169V225H168ZM170 223H172V224L170 225ZM194 223H196V224L194 225ZM187 224L188 225L190 224V226H188ZM192 224L194 226L191 229L190 227L192 226ZM197 224L198 225L201 224L200 227ZM234 224L237 227H235ZM24 225H25L24 227H19V226L17 227V225L14 224V226H12L13 228L12 227H8V226L1 227L2 229L0 230V264H153V261H151L147 257H146V259H142V258L134 257V256L129 255V254L128 255H124V254H121V253H118V252H114V251H111V252H107V251H105V252H99V250H98L96 252H93L90 249V250L84 251V252H77V251H74V250H71V249H68V248L61 247L60 245H58L56 243H52L50 240L46 239L44 236L42 237V236H39V235L35 234L32 229L28 228V225L27 224H24ZM154 225H156V226H154ZM249 225L254 226V227H251ZM143 226H145V227H143ZM167 226H169L170 228H168ZM180 226L182 227V229L184 228L183 229L184 231L180 230L182 232L181 234H180V231H179V229H181ZM196 226H198L199 228H196V231H195V227ZM172 227H173V231H171L172 230ZM255 227L258 229V231H256L257 229ZM158 228H160V230ZM175 228H177L178 230L175 229ZM203 228H204V230L202 231ZM205 228L208 229L209 231L206 230ZM143 229H144V231H143ZM162 229H164L165 231L164 230L162 231ZM167 229H169L168 232H167ZM186 229L189 230V231H187ZM199 229H201V231ZM150 230H151V232L153 230V233H151ZM185 231H186V233H185ZM207 231L209 233L211 232L212 234L211 233L208 234ZM223 231H224V233H223ZM140 232L141 233L143 232V233L139 236L138 233H140ZM154 232H156V233H154ZM173 232L176 233V235L173 234ZM177 232H179V233H177ZM187 232H190V234L192 233L193 237L191 235V238H190V235L187 234ZM198 232H199L200 235L198 234ZM200 232H202V233H200ZM205 232L208 234V236L203 235V234H206ZM147 233H148V235H147ZM152 234L156 238L154 236H151ZM164 234L165 235L167 234V235L165 236ZM262 234H263V236H262ZM179 235H180V237H179ZM182 235H185V236H182ZM220 235H221V237H220ZM251 235H252V237H250ZM170 236H171V238H170ZM194 236H195V238L197 237V239H195ZM199 236H201V237H199ZM186 237H187V239H186ZM248 238H250V240H248ZM154 239L157 240V241H155ZM175 239H178V240H175ZM194 239H195V241H194ZM202 239L203 240L208 239V241L206 240V243H205V241L202 242ZM211 239H213L212 241H214V242H212ZM215 239H216V241H215ZM174 240H175V242H174ZM180 241H181V243H180ZM209 241H211V243ZM253 241L256 244H253ZM196 242H198V244ZM215 242L218 243V244H216ZM219 242H220V244L222 246L220 248L221 250H219V247H220ZM192 243L194 245H192ZM232 243H233V246L231 247L230 245ZM205 244H207V245L204 246ZM225 244H227V246ZM210 245H211V247H210ZM228 246L230 248H228ZM234 246H236L237 248L235 247L236 249L234 248V250H231V248L233 249ZM191 247H192V249H190ZM212 247L214 248V251H215L216 254L213 253L214 251H213V249H211ZM193 248H194V250H193ZM263 248H264V246H263ZM223 249H225V250L228 249L231 252H227L228 250H226V251L224 250L223 251ZM202 250H204V251H202ZM238 250L239 251L241 250V252H239ZM243 250L245 251L244 254H243ZM173 251H174V253H173ZM207 251H209V252H207ZM200 252H201V254H200ZM203 252L208 253V255L205 254V253H203ZM218 252L220 254H222V256ZM224 252L226 253V255L228 253V255L226 256ZM198 253H199V255H198ZM125 254H127V253H125ZM202 254L204 256H202ZM234 254H235V256H234ZM260 254H262V255H260ZM196 255H198L197 258H195ZM200 255L202 256L203 260L204 259H206V260L203 261ZM231 255H233V257H237L239 259L236 260L237 258H233V257H231ZM258 255H259V257H258ZM181 256H183V259L184 260H181L182 259ZM178 257H179L180 260L178 259ZM187 257H189V259H187ZM198 257H200V259H201L202 262L200 261V259ZM214 257L215 258L216 257H219L218 259L219 260L221 259V261L218 262L217 261L218 260L217 258H216V261H215V258ZM223 257H224L225 260L223 259ZM225 257H228V258L226 259ZM242 257L244 259L245 258L246 259L244 260ZM190 258L191 259L193 258L192 261L194 260L195 262L194 261L192 262ZM229 258L232 259V260H229ZM147 259H149V260H147ZM196 259L198 261H196ZM177 260H178V262H177ZM186 260H188L190 263L188 261H186ZM233 260H234V262H233ZM227 261H229V262H227ZM231 262H233V263H231Z\"/></svg>",
    "mask_w": 264,
    "mask_h": 264
},
{
    "label": "water",
    "instance_id": "water-1",
    "mask_svg": "<svg viewBox=\"0 0 264 264\" xmlns=\"http://www.w3.org/2000/svg\"><path fill=\"white\" fill-rule=\"evenodd\" d=\"M13 193V192H12ZM122 193L126 196V198L129 200V202L133 203L135 202L136 200H139L140 202L144 199H149L147 196V194L143 193V192H140L139 190H131V189H127V188H123L122 189ZM29 200V198H27ZM108 203V202H107ZM109 205V203H108ZM116 210V208H115ZM115 212V211H114ZM118 211L116 210V213ZM117 216L118 217H122L121 214L117 213ZM123 218V217H122ZM48 219L50 220H53L54 223H53V226L51 227L50 229V232L51 233H56L58 234L59 232H61V228L62 227H65L66 225L62 224V223H59V222H56L57 220L52 216V215H49L48 216ZM26 221V219H24V222ZM69 221V220H68ZM10 222V221H9ZM36 221H34V219H31L28 218V220L26 221V224H30V226H32V228H35V225H36ZM17 225V223H14ZM2 226H5V223L2 221L0 223V227ZM55 226V227H54ZM101 228L103 231L106 230L104 224L100 225ZM40 227V226H38ZM42 228V227H41ZM40 229V228H39ZM38 230V229H37ZM39 232H41V234H43L44 236H46L47 238H49L50 240L54 241L56 244L60 245L61 247H64V248H68V249H71V250H74V251H77V252H84V251H88L90 250V247H91V244L94 242L96 244H99L103 241H107L109 246H114V252H118V253H121V254H124L126 255L124 252V249L125 250H128V248L130 249H133L132 251L133 252H138V253H144L146 255L148 254H153L154 253V250L155 248L154 247H146V246H138L137 244H135L136 242H132V243H129L128 244H124L123 242H118L116 240H113V233L111 232H108V233H99L98 230H94L93 233H91L90 236H87L86 239H85V242L82 246H74L72 244H68L67 242H61L59 240H57V238H55V236H50L48 235V231L44 230V229H41V230H38ZM107 231V230H106ZM105 231V232H106ZM67 233V232H66ZM62 234V232H61ZM142 233H138V235L140 236ZM68 235L65 234V237L64 238H68L67 237ZM136 238H139V237H136ZM125 241V240H124ZM126 242V241H125ZM145 245V244H144ZM143 255V254H142ZM137 258H142V259H146L145 257H142L141 255H137Z\"/></svg>",
    "mask_w": 264,
    "mask_h": 264
}]
</instances>
